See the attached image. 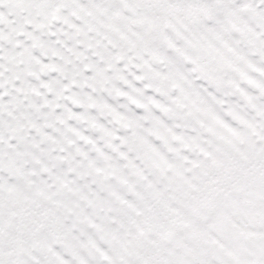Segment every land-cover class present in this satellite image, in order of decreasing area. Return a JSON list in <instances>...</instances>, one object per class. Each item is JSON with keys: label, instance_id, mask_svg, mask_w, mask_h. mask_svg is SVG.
Returning a JSON list of instances; mask_svg holds the SVG:
<instances>
[{"label": "snow or ice", "instance_id": "obj_1", "mask_svg": "<svg viewBox=\"0 0 264 264\" xmlns=\"http://www.w3.org/2000/svg\"><path fill=\"white\" fill-rule=\"evenodd\" d=\"M0 264H264V0H0Z\"/></svg>", "mask_w": 264, "mask_h": 264}]
</instances>
